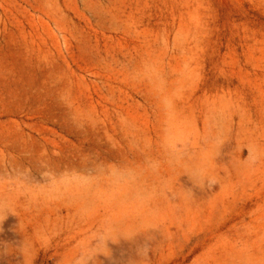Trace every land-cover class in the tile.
Wrapping results in <instances>:
<instances>
[{
  "label": "rangeland",
  "instance_id": "rangeland-1",
  "mask_svg": "<svg viewBox=\"0 0 264 264\" xmlns=\"http://www.w3.org/2000/svg\"><path fill=\"white\" fill-rule=\"evenodd\" d=\"M165 127L188 141L161 169L168 196L140 202L92 175L96 161L142 166L139 148L165 159ZM5 158L72 170L70 184L56 200L25 194ZM193 164L219 183L194 186ZM5 200L0 264H70L105 221L118 233L97 264H132L145 233L149 264H264V0H0Z\"/></svg>",
  "mask_w": 264,
  "mask_h": 264
},
{
  "label": "clouds",
  "instance_id": "clouds-1",
  "mask_svg": "<svg viewBox=\"0 0 264 264\" xmlns=\"http://www.w3.org/2000/svg\"><path fill=\"white\" fill-rule=\"evenodd\" d=\"M173 135L172 129L168 127L162 130L166 152L165 159L151 155L146 148H139L144 154L142 166L96 161L89 165L93 168L92 175L106 180L114 189L136 188V198L140 202H146L156 196L166 197L172 189L169 187L167 178L161 176L162 167L167 164L169 168H174L188 158V141L186 139L172 141ZM2 167L7 172L6 179L11 188H19L25 194H36L52 200L60 199L63 196L65 188L70 184L72 175V170L58 171L52 165L45 164L41 166L39 175L36 176L33 174L32 168L8 158L4 159ZM185 174L190 177L192 184L196 187L205 188L207 186V188H211L219 183L216 173L208 166L193 164L186 168ZM149 178L154 181L151 185L147 183ZM185 191L190 192L191 190ZM9 214H11L10 202L0 201V216ZM117 233V227L111 221H105L95 232L81 242L71 258L70 264H97V256L107 257L110 255L107 244L109 241H113ZM38 235L42 243H48L52 238L46 230H41ZM120 235L127 241L133 242L141 237V234L136 232L120 233ZM142 236L143 239L137 244L138 259L132 264H149L152 237L147 233ZM32 248V241L23 239L19 248L15 250L21 254L30 255ZM0 249L7 252L10 247L0 242Z\"/></svg>",
  "mask_w": 264,
  "mask_h": 264
}]
</instances>
